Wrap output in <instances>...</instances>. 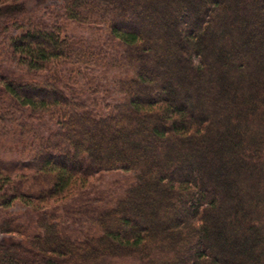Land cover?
Wrapping results in <instances>:
<instances>
[{"label": "trees", "instance_id": "obj_1", "mask_svg": "<svg viewBox=\"0 0 264 264\" xmlns=\"http://www.w3.org/2000/svg\"><path fill=\"white\" fill-rule=\"evenodd\" d=\"M33 1L0 0V120L39 143L24 189L0 173L35 215L0 264H264V0ZM114 171L104 208L41 209Z\"/></svg>", "mask_w": 264, "mask_h": 264}, {"label": "rangeland", "instance_id": "obj_2", "mask_svg": "<svg viewBox=\"0 0 264 264\" xmlns=\"http://www.w3.org/2000/svg\"><path fill=\"white\" fill-rule=\"evenodd\" d=\"M19 1L24 2L28 9H31L34 6L33 0ZM42 3L43 11L46 10L48 12H52L57 11L60 8V0H43ZM64 28L69 33L78 34L82 35L83 37H86L85 31L82 30L79 26L76 27V25H70ZM15 30L18 29L16 28ZM8 67H10V73H21L20 69H18L19 67L13 64ZM92 76L97 79V71L94 70V74H92ZM87 81V79H80V83H78V85H74L72 89L78 88L76 89L77 92L79 91L82 93L85 89L83 83ZM100 102L101 101H99V103ZM0 112L2 113L3 111L0 110ZM3 116L4 120H0V167H2L0 168V173L5 172L6 175H8L7 172L10 173L8 177L10 179V182H6V185L3 186L5 188L3 189V191H6V188H8L12 184L11 186H13V190L11 188V191L8 192V195L10 196L11 193H16L17 191L24 189V186L26 184L29 185L31 183V181L30 183H28L30 180L29 176L32 175L35 170L34 163H32V155L38 149L39 143L36 142V140L31 139V137L25 136V133H21V136H25L21 138L19 132H16L13 129L15 122L12 123L5 120V118L9 119V115L5 114ZM47 127L49 128V125H47ZM130 174L131 173L126 174L125 172L121 171H114L111 173H100L89 181V186L87 189H84L82 192H79L75 188L72 190V192H69L70 194L65 193L64 195L58 196V198L50 199L46 203V206L48 207H41V209L45 208L44 210L46 211V214H50V210H52L56 206L58 208H61L63 205L62 203L67 200L69 201L70 205L67 204L65 208L70 207L74 210L77 206L86 207L87 205L95 210H100L101 208H104L105 204L108 201L111 200L112 196L115 198L122 197V194L124 193L125 189L130 184L129 179H127L128 177H130ZM6 175L5 177H7ZM56 199L57 201H55ZM25 203H27V201H25ZM55 203H57L58 205H54ZM40 206L42 205H39V207ZM16 214H18V216L20 215V219L15 220L16 224L24 227L26 230H29L31 226V220L33 221V218L35 217V215L32 214L30 208L26 204L16 202V200L11 201L10 203H3L2 201H0V225L2 224V221L5 218H9L10 215ZM70 218V224L73 225L72 229L77 230L78 232L82 225L78 226L77 224H74L73 221H75V215H70ZM80 232L78 234H80ZM12 236L13 237L5 236L0 233V241L3 238L7 237L15 238L14 236L16 235Z\"/></svg>", "mask_w": 264, "mask_h": 264}]
</instances>
